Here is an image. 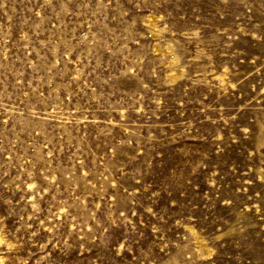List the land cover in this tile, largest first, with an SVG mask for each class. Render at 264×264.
<instances>
[{
	"label": "rangeland",
	"instance_id": "obj_1",
	"mask_svg": "<svg viewBox=\"0 0 264 264\" xmlns=\"http://www.w3.org/2000/svg\"><path fill=\"white\" fill-rule=\"evenodd\" d=\"M0 264H264V0H0Z\"/></svg>",
	"mask_w": 264,
	"mask_h": 264
}]
</instances>
